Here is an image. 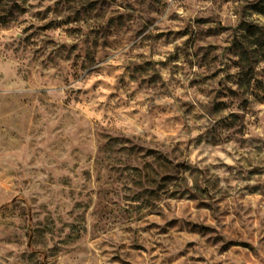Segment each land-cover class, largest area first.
I'll list each match as a JSON object with an SVG mask.
<instances>
[{
    "label": "rangeland",
    "instance_id": "rangeland-1",
    "mask_svg": "<svg viewBox=\"0 0 264 264\" xmlns=\"http://www.w3.org/2000/svg\"><path fill=\"white\" fill-rule=\"evenodd\" d=\"M0 264H264V0H0Z\"/></svg>",
    "mask_w": 264,
    "mask_h": 264
}]
</instances>
